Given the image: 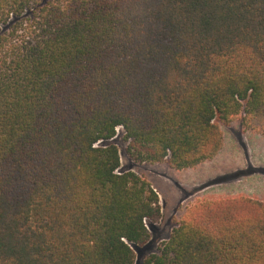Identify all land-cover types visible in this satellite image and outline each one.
Here are the masks:
<instances>
[{"label": "trees", "instance_id": "1", "mask_svg": "<svg viewBox=\"0 0 264 264\" xmlns=\"http://www.w3.org/2000/svg\"><path fill=\"white\" fill-rule=\"evenodd\" d=\"M264 133V0H0V264H135L158 193L223 125ZM141 264H264V201H199Z\"/></svg>", "mask_w": 264, "mask_h": 264}, {"label": "rangeland", "instance_id": "2", "mask_svg": "<svg viewBox=\"0 0 264 264\" xmlns=\"http://www.w3.org/2000/svg\"><path fill=\"white\" fill-rule=\"evenodd\" d=\"M222 128L224 142L218 154L187 169L133 160L125 152L121 129H117L114 141L120 149V170H134L142 176L158 193L161 205V217L149 224V240L134 246L135 264H141L167 240L179 217L193 204L207 199L264 194V133L246 130L240 121ZM237 159L240 166L235 169Z\"/></svg>", "mask_w": 264, "mask_h": 264}, {"label": "crops", "instance_id": "3", "mask_svg": "<svg viewBox=\"0 0 264 264\" xmlns=\"http://www.w3.org/2000/svg\"><path fill=\"white\" fill-rule=\"evenodd\" d=\"M223 142H224V139H223ZM236 162H235V169H236V167H239L240 165V160L239 159H237V160H235ZM264 194H256V195H249L250 197H254V198H257V196L258 197H260V200H263L264 201V196H263ZM247 196V195H246Z\"/></svg>", "mask_w": 264, "mask_h": 264}]
</instances>
